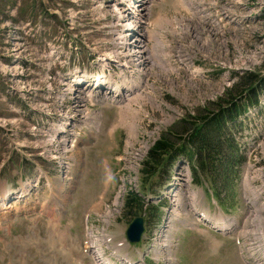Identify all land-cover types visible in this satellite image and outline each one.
<instances>
[{"label":"rangeland","instance_id":"rangeland-1","mask_svg":"<svg viewBox=\"0 0 264 264\" xmlns=\"http://www.w3.org/2000/svg\"><path fill=\"white\" fill-rule=\"evenodd\" d=\"M122 1L0 0V195L8 188L25 190L21 201L11 194L12 206L3 215L6 208L0 202V264H94L86 249L87 227L108 224L112 217L109 231L118 250L138 256L149 246L147 239L162 231L146 224L147 239L128 243L127 216L121 202L113 203L119 178H139L137 189L147 197L138 212L146 216L144 209L157 204L156 194L171 167L165 159L166 166L152 167L156 174L142 175L155 140L174 128L178 137L183 135L191 126L182 118L208 104L217 108L213 104L225 99L224 92L245 72L264 76V0H129L135 5L131 10ZM127 39L137 40L131 48L138 60L147 48V65L138 63L134 72L121 65L127 59ZM100 54L107 73L124 77L123 96L110 88L100 92L88 75L68 76L100 69ZM233 70L239 74L233 77ZM54 76L74 86L81 82L77 99L91 113L78 104L71 107L88 123L74 147L60 144V124L39 109L48 104L53 115L57 108L66 114V105L55 102L60 96L46 98L61 86ZM262 107L240 135L247 160L233 189L218 194L221 201L212 195L213 179L206 174L207 185L183 183L182 177L193 178L191 165L178 157L167 184L177 183L176 188L158 196H170L172 203L180 192L178 204L183 206L172 232L161 237L162 249L154 241L153 254L162 252L159 264H249L245 258L255 244L247 239L238 245L236 232L218 233L202 225L187 195L191 188L203 190L201 202L211 205L212 212L221 206L236 228L245 218L264 226V204L250 208L244 199L247 187L256 186L257 169L264 171V98ZM172 139L180 143V138ZM247 163L255 167L245 171Z\"/></svg>","mask_w":264,"mask_h":264},{"label":"trees","instance_id":"trees-1","mask_svg":"<svg viewBox=\"0 0 264 264\" xmlns=\"http://www.w3.org/2000/svg\"><path fill=\"white\" fill-rule=\"evenodd\" d=\"M261 75L259 71L245 72L224 92L225 99L221 97L213 104L217 108L211 109L208 104L203 107V111L196 110L194 115L182 118L183 123H189L191 126L185 127L183 135L178 137L176 128L163 132L150 147L143 161L142 175L148 177L156 174L158 169H152L153 166H166L163 163L165 159L171 165L175 157L182 153L194 158L199 171L212 177L214 186L218 185L222 189L228 187L231 182V167L236 168L239 164V159H235L236 145L232 137L231 123L237 122L238 116L245 113L249 107L258 106L260 94L264 92V76ZM172 137L180 138V143ZM194 172L197 173L196 170ZM166 176H170L169 171ZM195 180L200 181V178ZM142 200L138 192L130 191L123 206L125 215L130 219L137 217L138 210L143 208ZM154 208L153 215L156 218L159 216L160 207L154 205ZM151 212L153 213V210L150 209L148 216L152 215Z\"/></svg>","mask_w":264,"mask_h":264},{"label":"bare ground","instance_id":"bare-ground-1","mask_svg":"<svg viewBox=\"0 0 264 264\" xmlns=\"http://www.w3.org/2000/svg\"><path fill=\"white\" fill-rule=\"evenodd\" d=\"M105 1V0H104ZM106 1H116V0H106ZM125 1V3H123L122 5L124 6V7H127V6H129L130 4V1L129 0H124ZM231 1V0H230ZM234 1V0H233ZM241 1V0H240ZM252 1H254V0H252ZM123 2V1H122ZM256 3V2H255ZM143 5V2H142V4H141V6ZM256 9V8H255ZM132 12H134L133 10H132ZM120 17H123V14H120L119 15V18ZM259 22V21H258ZM138 36H140V35H138ZM137 41V40H136ZM135 41V42H136ZM135 42H131V40H126V42H125V44H126V49H127V52L125 53V56L127 57V59L125 60V62H124V65L126 66V67H131V71L130 72H134V66H136V65H138V63H140V64H143V65H147V62H148V59H147V48H144V49H141V52H142V56H141V60H138V58L136 57L137 55H136V53H135V51H133L132 50V48H131V46H133L134 44H135ZM138 43H142V39L140 38V40L139 41H137ZM116 57L117 58H120V56H119V54L118 53H116ZM101 65H102V62H101ZM103 66V65H102ZM130 78V77H129ZM128 78V79H129ZM133 79V78H132ZM121 80H124L125 81V79H124V77H122V75H121V78H120V80H119V82L121 81ZM118 82V83H119ZM128 84H130V83H128ZM134 84H138L137 82H134ZM133 84H130V86H132ZM99 91V90H98ZM137 92L138 93H141V94H143L142 92H143V90L140 88V85L138 84V90H137ZM98 93H100V92H98ZM102 94V93H101ZM113 94V93H112ZM115 95H117V96H123V94H122V92L120 93H116ZM146 96V95H145ZM125 97V98H124ZM123 98L121 97V99H122V101H123V99H126L127 100V98H126V96H124ZM121 106V105H120ZM85 116H86V114H85ZM64 139V138H63ZM62 139V140H63ZM64 147V146H63ZM24 189H23V191H22V194L24 193ZM261 248H263V250H262V253L264 254V243H261Z\"/></svg>","mask_w":264,"mask_h":264},{"label":"water","instance_id":"water-1","mask_svg":"<svg viewBox=\"0 0 264 264\" xmlns=\"http://www.w3.org/2000/svg\"><path fill=\"white\" fill-rule=\"evenodd\" d=\"M144 217H136L128 226L126 234L131 242H139L144 232Z\"/></svg>","mask_w":264,"mask_h":264}]
</instances>
